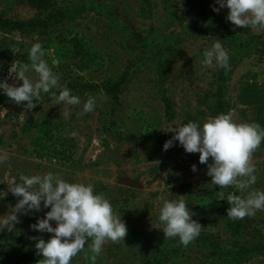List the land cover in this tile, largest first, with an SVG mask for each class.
I'll list each match as a JSON object with an SVG mask.
<instances>
[{
	"label": "rangeland",
	"instance_id": "374dc122",
	"mask_svg": "<svg viewBox=\"0 0 264 264\" xmlns=\"http://www.w3.org/2000/svg\"><path fill=\"white\" fill-rule=\"evenodd\" d=\"M213 6L219 7L215 0H58L57 7L67 17L55 26L34 33L0 29V48L16 57L8 62L0 56L9 85L22 83L9 69L30 63L29 49L40 42L60 84L82 101L70 106L68 119L63 116L65 106L57 105L51 95H44L30 111L24 109L26 102L0 105V152L9 157L0 164V191L5 193L0 192V217L18 200L7 190L9 180L51 171L69 182H91L128 230L124 241L106 242L99 254L89 250V239L71 264H225L195 243L156 261L161 252L179 245L178 239L165 238L155 228L160 197L184 196L195 213L192 218L204 228L201 234H210L222 248L264 241V211L231 220L226 201L229 193L245 197L250 191H264V143L251 159L257 183L243 192L212 185L199 153H186L178 142L163 150L174 135L167 132L170 125L203 124L220 113L264 127V31L234 28L226 19L229 10L214 12ZM36 15L26 0H0V19L25 22ZM212 18L223 21L236 37L255 40L257 49L240 57L222 40L219 25L209 22ZM182 32L187 37L168 58L169 72L160 82L153 62L147 60L151 45L158 37ZM17 35L23 39L17 41ZM217 39L229 52L227 70L201 63L204 50ZM28 75L36 78L34 72ZM164 96L171 101L172 113L166 110ZM88 97H95V109L80 115ZM48 210L20 215L12 232L0 230V264H42L33 238L47 241L52 234L30 225ZM245 264H264V254L251 255Z\"/></svg>",
	"mask_w": 264,
	"mask_h": 264
},
{
	"label": "clouds",
	"instance_id": "9594fccd",
	"mask_svg": "<svg viewBox=\"0 0 264 264\" xmlns=\"http://www.w3.org/2000/svg\"><path fill=\"white\" fill-rule=\"evenodd\" d=\"M215 5L219 7L213 6L214 12L223 8L229 10L226 19L234 28L264 31V0H215ZM16 39L21 41L23 38L17 35ZM45 55L42 44L33 43L29 49L30 63H18L9 69L10 74L22 83L9 85L0 80V92L17 105L26 102L23 106L27 111L42 100V94H50L57 105L65 106L63 116L68 119L71 116L70 106L81 105V98L73 95L67 85L60 84L59 74L44 59ZM201 63L204 67L215 63L217 68L229 69V52L221 40L217 39L204 50ZM30 72L36 74L35 79L30 78ZM53 89H58V94ZM95 106V97H88L83 101L80 115L92 112ZM167 132L174 135L165 141L163 150L167 151L174 146V142H178L186 153H199V163L207 165L206 175L211 177L212 185L220 189L235 187L243 192L257 183V170L251 159L264 143V127L259 123H238L231 113H220L203 124L190 121L170 125ZM209 158L211 163H208ZM8 159L6 153L0 152V164ZM196 170V165H192V171ZM7 185L8 192L18 200L6 216L0 217V230L12 232L20 222V215L50 209L43 218H37L36 223L30 225L34 231L52 234L47 241L33 238L36 239L37 254L43 257L40 260L42 264H71L74 257L85 251L89 239V250L99 254L106 242L124 241L127 235L128 230L121 216L103 193L94 191L91 182H69L59 173L49 171L21 175L18 180H9ZM177 197L159 198L162 204L155 228L161 229L165 238L178 239L180 245L187 247L204 228L192 218L195 213L190 211L184 196ZM226 201L230 205L227 217L231 220L254 217L258 211H264V191H250L245 197L229 193ZM51 222H55V227Z\"/></svg>",
	"mask_w": 264,
	"mask_h": 264
},
{
	"label": "trees",
	"instance_id": "16d2710c",
	"mask_svg": "<svg viewBox=\"0 0 264 264\" xmlns=\"http://www.w3.org/2000/svg\"><path fill=\"white\" fill-rule=\"evenodd\" d=\"M58 0H26L27 4L35 10L36 17L25 22L12 21L8 19H0L1 31H23L25 33L41 32L49 27L55 26L59 21L67 17V12L60 10L57 7ZM94 7V5L92 6ZM96 9L101 11L100 6ZM203 15V14H202ZM209 22L213 25H219L220 30L223 33L222 40L225 44L240 57L245 55V52L257 49V42L255 40H248L245 38L236 37L233 32L225 25V23L219 19H209ZM187 37L186 32L173 36H162L156 38L152 43V51L150 52L147 60L153 62L155 71L160 82H164L168 72L169 64L168 58L173 56L177 48L184 42ZM0 56L6 61L13 62L16 60L14 54L7 50L0 48ZM28 61V58H25ZM7 68H0V80L5 81ZM44 95L50 94H42ZM115 101H118V97L115 95ZM166 110L168 113H172L171 101L168 97H163ZM14 103L5 94L0 92V105H9ZM238 228V227H237ZM197 245H203L214 256L225 264H245L251 255L264 254V241L257 242L251 241L246 244H242L236 248L225 249L219 246V244L212 238L210 234H200V236L193 242ZM177 245L175 249L171 251H163L161 255L156 259L161 260L162 257H167L171 254H175L179 247ZM153 264V263H152Z\"/></svg>",
	"mask_w": 264,
	"mask_h": 264
}]
</instances>
